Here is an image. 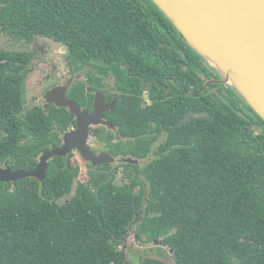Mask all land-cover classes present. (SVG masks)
Wrapping results in <instances>:
<instances>
[{"label": "trees", "instance_id": "obj_1", "mask_svg": "<svg viewBox=\"0 0 264 264\" xmlns=\"http://www.w3.org/2000/svg\"><path fill=\"white\" fill-rule=\"evenodd\" d=\"M0 33L25 47L0 51V166L13 171L36 169L76 124L67 109L25 110L35 39L63 46L70 61L106 53L143 69L149 86L170 81L146 108L139 87L117 104L113 121L127 142L95 133L115 157L147 158L142 168L124 165L127 183L115 184L108 163L89 164V182L60 204L80 175L72 155L50 161L43 182L0 183V264H133L119 249L136 224L175 264H264V120L235 89L213 83L222 74L152 0H0ZM87 87L74 83L69 98L90 109Z\"/></svg>", "mask_w": 264, "mask_h": 264}, {"label": "water", "instance_id": "obj_2", "mask_svg": "<svg viewBox=\"0 0 264 264\" xmlns=\"http://www.w3.org/2000/svg\"><path fill=\"white\" fill-rule=\"evenodd\" d=\"M152 2L172 23L186 44L222 74L223 80L213 83L235 89L264 120V0ZM67 89L54 88L46 94L45 100L74 115L76 130L64 135L61 147L44 152L34 170L13 171L0 167V183L10 184L30 178L43 182L47 178L50 161L56 157L66 158L74 152L94 167L113 162L114 159L108 154L97 156L89 144L92 127L104 124L111 127L110 122H103V98L100 95L96 97L95 111L88 114L75 101L66 97ZM127 162L137 163L131 159Z\"/></svg>", "mask_w": 264, "mask_h": 264}, {"label": "flooded vegetation", "instance_id": "obj_3", "mask_svg": "<svg viewBox=\"0 0 264 264\" xmlns=\"http://www.w3.org/2000/svg\"><path fill=\"white\" fill-rule=\"evenodd\" d=\"M146 4V3H145ZM44 41L45 43H51L55 45L58 49H64L66 52H62L61 50H58L60 54L67 53V50L50 40L45 39H35L32 43V53L34 55V61H40V63L44 64L42 67L50 69V72L47 74H50L51 76L55 73V71L59 69H64L69 75V81H72L68 85V89L66 91V97L69 98V93L72 85L76 82H83L84 84H88V87L86 88V91L88 94L92 95L94 97V100L92 102V107L90 109L82 108L76 101V103L81 107L83 111H86L88 114H92L95 111V101L96 97L100 95L103 98L101 106L104 109V123H111V127L100 125V127L93 128L95 130V133L98 132L99 129H105L107 131L112 132L114 135V139L112 141L113 145H117L119 142H127L129 139L122 137L119 127L114 123L113 120L117 118V104L122 101L124 95H134L139 87L143 91V94L140 95L141 106L143 108H146L150 105H152V97H151V91L155 89V86L160 90L163 91V95L167 96L166 94L170 92V81L167 82V85L159 84L158 82L151 81V85L146 82L145 76H144V70L139 69L136 72V68L133 66L126 64L122 60L115 59L110 60L107 58V54H103L100 56V59L98 60H92V61H70L69 59L66 60H60V59H40L39 57L41 55H44L46 53V50L44 47H38L37 42ZM33 46H35L33 48ZM37 52V53H36ZM54 53L56 52V49H53ZM39 64V65H42ZM33 65V64H32ZM37 65L36 67H38ZM46 70V69H45ZM91 74V78H88V75ZM49 80H51L49 78ZM156 83V84H155ZM90 85V86H89ZM59 85H57L58 87ZM94 87L92 89L91 87ZM55 87H52L50 89L53 90ZM49 91V90H48ZM47 91V92H48ZM147 99L150 102L147 103ZM73 100V99H71ZM74 101V100H73ZM44 108L45 110H49L51 106H55L54 104H49L44 99L42 105L40 107ZM56 107V106H55ZM58 108V107H57ZM64 109V108H63ZM76 121V119H75ZM77 122V121H76ZM92 128L90 129V139L92 135ZM76 130V124L74 127H72L67 133L73 132ZM64 137V136H63ZM98 141V139H97ZM106 150L102 153L110 155L114 160L111 163H108L112 168L115 166L118 171V169L123 168L125 171V164L129 163L128 160L137 161L138 165H140L139 168H142V165L148 161L146 160H137L133 159L132 157H125L123 155H120L118 157H115L111 153V148L114 147L112 145H106ZM75 153V152H74ZM77 153V152H76ZM79 154V153H78ZM154 153H151L149 158L153 156ZM72 155V154H71ZM136 163V164H137ZM1 168H8L7 166H0ZM114 169V168H113Z\"/></svg>", "mask_w": 264, "mask_h": 264}, {"label": "rangeland", "instance_id": "obj_4", "mask_svg": "<svg viewBox=\"0 0 264 264\" xmlns=\"http://www.w3.org/2000/svg\"><path fill=\"white\" fill-rule=\"evenodd\" d=\"M38 47H44L46 50V53L44 55H41L40 59H60V60H66L68 59V54H60L58 50H61L62 52H66L64 49H58L55 45L51 43H45L44 41L37 42ZM35 46H33L34 48ZM53 49H56L57 53L53 52ZM7 50V51H22L25 50V47L21 44L16 43L12 38L7 37L0 33V51ZM30 52L32 51V46L28 48ZM42 64L40 61H34L33 62V71L30 74L27 84H26V106L25 110H30L32 108H35L37 106L42 105L46 94L50 91L52 87L57 88L58 87H68V85L72 82L69 81V75H67L66 71L64 69H59L55 71V73L51 76L50 74H47L50 72V69L39 65ZM39 65L38 67H36ZM46 69V70H45ZM49 78L51 80H49ZM229 87V85H228ZM49 90V91H48ZM48 91V92H47ZM147 103L150 102L147 99ZM42 107V106H41ZM100 127V126H97ZM97 127H93L94 129ZM92 128V130H93ZM101 129L98 130L100 132ZM102 132V131H101ZM91 139L89 138V144L95 154L97 156H101L105 153H102L106 150L105 143L101 142L98 139L97 134H95V130L92 131ZM98 139V141H97ZM71 163L75 166H78L80 169V175L78 179L76 180L74 190L72 194L63 200L60 201V204H64L66 200L71 199L75 195V189L78 183H88L89 182V164L84 161V159L78 154L73 153L71 157ZM116 166V165H115ZM113 167L114 170L116 167ZM127 183V179L124 177V169L120 168L116 172L115 176V184L117 185H123ZM139 224H136L133 226L128 235L125 238L124 246L119 249V251L123 252L125 256L126 262H132L133 264H140L141 261L144 258H150L155 260L163 261L167 264H175L174 254L167 247L163 244L162 240H158V244H154V242H150L147 240L146 237L139 238L137 235Z\"/></svg>", "mask_w": 264, "mask_h": 264}]
</instances>
